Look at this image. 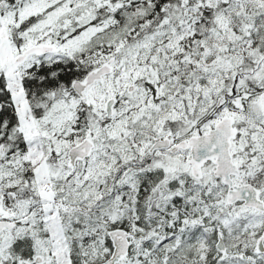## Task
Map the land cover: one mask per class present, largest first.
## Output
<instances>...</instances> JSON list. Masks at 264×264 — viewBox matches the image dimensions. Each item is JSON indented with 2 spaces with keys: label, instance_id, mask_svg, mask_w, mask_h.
Returning a JSON list of instances; mask_svg holds the SVG:
<instances>
[{
  "label": "snow or ice",
  "instance_id": "obj_1",
  "mask_svg": "<svg viewBox=\"0 0 264 264\" xmlns=\"http://www.w3.org/2000/svg\"><path fill=\"white\" fill-rule=\"evenodd\" d=\"M0 264H264V0H0Z\"/></svg>",
  "mask_w": 264,
  "mask_h": 264
}]
</instances>
